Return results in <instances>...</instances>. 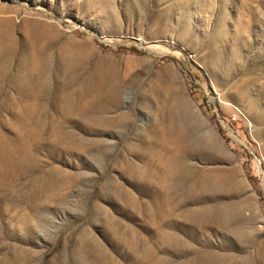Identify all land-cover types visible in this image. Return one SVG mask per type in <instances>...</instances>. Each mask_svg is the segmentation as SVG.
Here are the masks:
<instances>
[{"label":"rangeland","instance_id":"374dc122","mask_svg":"<svg viewBox=\"0 0 264 264\" xmlns=\"http://www.w3.org/2000/svg\"><path fill=\"white\" fill-rule=\"evenodd\" d=\"M259 161L264 0H0V264H264Z\"/></svg>","mask_w":264,"mask_h":264},{"label":"bare ground","instance_id":"6f19581e","mask_svg":"<svg viewBox=\"0 0 264 264\" xmlns=\"http://www.w3.org/2000/svg\"><path fill=\"white\" fill-rule=\"evenodd\" d=\"M7 50H10V49L8 48ZM40 78L43 79L42 76H40ZM121 91H122L121 84L119 83L113 84L110 86V89L108 91L109 95H106V97L111 102L113 101L115 106H118L120 104L119 94L121 93ZM78 108L79 109L82 108V110H85L86 116L89 115V119L92 117L93 115V113H91L92 105H90V103H87V102L80 103ZM170 116L172 119L175 117V119L178 120L179 123H181L178 125L179 129L180 127H185L186 128L185 134H190L191 137L193 134L199 133L201 130H203L204 125H205V123L201 120V118L198 117V113L196 112L195 108L192 106L191 102L186 97L178 98V100L176 101V104L174 105V108L171 110ZM124 120H127V119L125 117H122V120L118 121L117 125L122 124ZM192 138H190L187 145L184 144L183 146L180 145V147H178L179 152H180L179 156L177 157L176 160L173 159L170 161L169 168L172 172V176L175 182L177 183H180L181 181H185L187 176L189 175L188 174L189 166L185 163L186 162L185 160L184 161L182 160L184 159L183 155H186L187 153L186 149L189 150V148H192V147L195 148L196 146L198 150L205 148L207 151L206 153L210 155L214 153V144L212 140L208 141L207 143L201 142L202 140L201 141L198 140L197 142H195V140H192ZM205 149L203 151H205ZM229 181L230 180L223 179L221 177L215 178L213 176H209L207 180V185L209 187L210 193L212 195H215L216 191L223 188L224 186H227L228 185L227 183ZM223 208L220 210H216L217 212L215 216L217 217V219L223 222H227L228 220L231 221V218L228 217L229 214L228 215L226 214L228 210H224ZM237 233L239 236H242V233L240 231ZM209 264H236V263L224 256L211 255Z\"/></svg>","mask_w":264,"mask_h":264},{"label":"built area","instance_id":"2783aa9c","mask_svg":"<svg viewBox=\"0 0 264 264\" xmlns=\"http://www.w3.org/2000/svg\"><path fill=\"white\" fill-rule=\"evenodd\" d=\"M235 120H236V118H232L229 120V122L235 121ZM259 174L261 177L264 178V161H259Z\"/></svg>","mask_w":264,"mask_h":264}]
</instances>
